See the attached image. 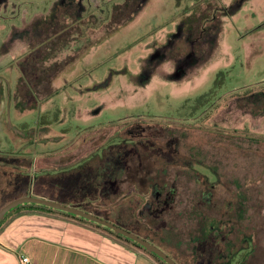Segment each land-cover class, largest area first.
<instances>
[{
    "label": "rangeland",
    "instance_id": "rangeland-1",
    "mask_svg": "<svg viewBox=\"0 0 264 264\" xmlns=\"http://www.w3.org/2000/svg\"><path fill=\"white\" fill-rule=\"evenodd\" d=\"M56 13L61 20L54 25ZM46 24L49 31L56 29L70 41L64 48L46 51L42 63L52 93L49 85L42 84L39 98L51 94L43 100L30 99L28 108L29 102L20 92V86L26 85L20 67L30 70L26 59L31 57L38 63L42 52L33 51L41 38L40 27ZM220 72L226 74L222 87L188 117L194 100L212 89ZM45 114L50 120L56 115L58 119L39 130L37 123ZM138 117L171 123L186 120L198 126L190 128L179 144L172 145L171 137L166 136L162 144L140 139L134 148L146 155L160 154L168 165L191 168L204 176L216 193V202L226 203V223L242 218L240 230L255 235V251L247 264H264V0H0V153L41 158L31 172L32 192L39 194L29 196L70 206L56 196L55 185L51 186L58 182L54 175L41 171L66 164L68 153L84 152L91 135L118 129L124 123L132 125ZM25 123L28 128L21 132L20 125ZM145 127L150 130L153 126H138ZM29 128L32 139L25 132ZM145 135L153 136L150 132ZM113 142L118 145L120 140ZM192 149L198 154L202 151L203 166L190 161ZM72 182L86 186L76 177ZM162 193V188L154 187L153 199L135 208L132 214L136 213L137 224L162 220L164 216L153 213ZM22 197L25 194L15 198ZM125 203L98 194L81 205L111 213L120 206L133 208L129 200ZM121 215L123 222L134 217L125 211ZM210 215L220 218L214 211ZM56 221L24 217L19 222L27 231L53 224L58 229L48 230L60 231L58 226L63 225ZM75 222L68 223L78 226ZM39 223L45 224L39 227ZM85 226L75 227L68 235L87 249H95L98 256L65 246L55 260L160 264L143 252L132 253L112 244L108 232ZM0 241L12 246L9 238L8 243ZM29 245L26 240L13 253L23 256ZM171 250L183 264H203L184 258L190 257L185 247ZM30 263L36 264L35 259L30 258Z\"/></svg>",
    "mask_w": 264,
    "mask_h": 264
},
{
    "label": "trees",
    "instance_id": "trees-1",
    "mask_svg": "<svg viewBox=\"0 0 264 264\" xmlns=\"http://www.w3.org/2000/svg\"><path fill=\"white\" fill-rule=\"evenodd\" d=\"M55 15L56 17L53 19L54 25L58 23V20H61L59 14L56 13ZM48 24L40 27L41 38L33 51V53L42 52L41 57L37 58L38 63L35 64L34 58L31 57L30 60L26 59L30 65V70L26 72L20 67L23 78L26 80V85L20 86V92L24 101L29 102L26 104L28 108L31 107L30 99L43 100L52 93L50 76L45 75L47 70L42 63L44 58H46L45 54H48L46 51L64 48L65 44L70 41L68 37L58 34L60 31L56 29L49 31L50 27ZM33 77H35V80H33ZM225 77L226 74L224 72H220L217 75L212 89L194 100L188 117H192L200 108L210 102V99L222 87ZM42 84L49 85L51 93L46 97L39 98L38 89ZM23 88L25 89L22 93ZM185 104H190V102L187 101ZM185 104L181 107L182 109L185 108ZM57 119L58 115L54 116L52 120L49 119L48 114L43 115L37 123L39 130H44ZM185 121L171 123L162 119L135 118L132 121V125H124V123L120 127L118 125V129L114 128L105 130L100 134L91 135L84 143L87 147L89 146V148L86 147L87 149L84 152L78 151L77 155L73 154L72 156L68 153L65 156V158L69 156L66 159V164L54 166L41 172L54 175L53 178L58 182L53 181L51 186L55 185L56 196L63 200L62 202H66L72 207L81 208L84 212L91 213L137 234L160 248L177 264L183 263L178 261L170 251H172L171 249L176 250L182 247H185L186 251L189 252L190 257H184L190 259L189 261L203 264H226L236 259L235 264H247L249 256L255 251V235L240 230L239 224L244 220L242 218L238 221L233 220L226 223V203L223 201V205H220L216 202V193H214L212 185L207 182V179L204 176L202 178L201 174L191 168H188L190 170H184L168 165L166 158L164 159L160 154L146 155L142 154L137 147L134 148V145L140 139L147 140L151 138L156 143L162 144L166 136L171 137L168 141L172 145L181 143V140L188 136L186 132L190 128L198 127ZM139 125L153 127L150 130L148 127L140 129L138 128ZM27 128V123L20 125L21 132L27 130ZM155 131L161 133V136L154 137L156 133L153 132ZM25 132L29 133L28 137L32 139L30 128L29 132ZM147 132L152 133L153 136L147 137L145 135ZM109 136L110 139H108ZM116 138L120 140L118 145L113 142ZM148 142L152 141L149 140ZM127 146L130 148L128 149ZM192 150L193 154L190 161H195L196 165L203 166V161L201 160L202 151H199L198 154L194 149ZM38 159L41 160V158L28 156L20 159L10 154L0 153V209L15 200L16 195L25 194V196H29V194H39L32 192L31 180L33 177L31 172ZM75 177L81 182H86V186H74L72 181ZM17 180H20L19 183H17ZM64 181L67 182L64 183ZM183 182L187 185L185 184L186 186H184ZM61 183L63 185H60ZM67 183L68 188H66ZM154 187L162 188L163 193L156 201L155 199L153 200L159 205L153 213L157 212L158 215L161 214L164 217L159 222V219L149 220L145 226L140 222L137 224L135 222L137 220L136 213L134 215L132 213L135 212V208L141 203L146 204L153 199L150 193H153ZM13 193L15 194L12 199H15H8ZM98 194L101 198L116 199L118 204L129 200L134 204L130 205L133 208L123 209V206H120L113 209L114 211L111 213L106 209L98 212V210L86 209L81 205L83 200L94 199ZM124 211L127 212V216L134 217L123 222L125 218H122L121 214ZM213 211L218 213L220 218L212 217L210 214ZM28 216L62 217L67 222L76 221L78 222L77 224L84 228H86V224L97 227L108 232L111 235L109 240L124 250L126 249L136 254L143 252L160 264H166L137 243L104 226L41 205L25 204L14 208L0 221V232L1 228H5L16 219ZM110 216L116 217L112 219ZM78 226L76 225L75 227L78 228ZM231 234L233 236L232 240L230 239ZM234 237L237 238L234 239ZM243 243L246 246L240 247Z\"/></svg>",
    "mask_w": 264,
    "mask_h": 264
},
{
    "label": "crops",
    "instance_id": "crops-1",
    "mask_svg": "<svg viewBox=\"0 0 264 264\" xmlns=\"http://www.w3.org/2000/svg\"><path fill=\"white\" fill-rule=\"evenodd\" d=\"M28 217H33V218L44 217L47 219L58 220L56 222H58L59 224H62L63 226H58V227H62L60 231L59 230L58 231L57 230H54V231L48 230L49 227H51L49 225H48L49 226L48 229L35 228V229H30V231H27L28 228L26 230L24 229L25 225L24 226L20 225L19 221L22 218H24V217H20V218L16 219L15 221L11 222L5 228H1L0 239L3 240L4 242H7V239L9 238V240H10L9 242L12 246H10V245L4 246L0 241V246L6 247L7 249H9V251H7V249H5V251H4V249L0 248L1 249L0 250V264H20V259H21L22 255H20V254L18 255V253L14 254L13 249L18 248V245H20V244L22 245L26 240H27L28 244H30L29 247H31V248L28 251H26L23 256L24 257L30 256V258L32 260L35 259L36 264H86V262H83V261L80 262L78 260H71L69 257L66 260H61V261L55 260V258H54L55 254L59 253V252H63L64 249L62 247L65 248V246L69 247V248L72 247V248L77 249V250H82V252L88 251V252L98 256L97 255L98 253L95 249H89V248L87 249V246H84L83 243L78 242V240H76V239L70 238L68 233L70 234V232L72 230L74 231L76 229H75V227H73L74 225L73 226L70 225L64 219H56V218H50V217H45V216H28ZM44 224L45 223H39L36 225H39V227H42V225H44ZM47 224H49V223H47ZM55 225H57V224H53L52 226L54 228L53 227H51V228L58 229L57 226H55ZM70 226L73 227L74 229H69ZM70 241H74V243H72ZM44 242H47V243L43 244ZM114 245H116V244H114ZM39 247H42L43 250L41 251L40 250L41 248H39ZM46 248L49 249V251H51L49 254V255H51L50 259H48V257H47V253L49 251ZM6 252H8V253H6ZM16 257H17V259H16ZM99 264H102V263H99Z\"/></svg>",
    "mask_w": 264,
    "mask_h": 264
},
{
    "label": "water",
    "instance_id": "water-1",
    "mask_svg": "<svg viewBox=\"0 0 264 264\" xmlns=\"http://www.w3.org/2000/svg\"><path fill=\"white\" fill-rule=\"evenodd\" d=\"M25 204H35V205L45 206V207H48V208H51L54 210H59V211L65 212V213L73 215V216L81 217V218L86 219L90 222L99 224V225L104 226V227L118 233L119 235L137 243L139 246L143 247L144 249L151 252L152 254H154L159 259H161L164 263H166V264H177L171 257H169L160 248L151 244L149 241L138 236L137 234L122 228L121 226H119L117 224H114L110 221L102 219V218L95 216L91 213L84 212L80 209H77V208H74L71 206L62 205L60 203H56V202L46 200V199H42V198H38V197L25 196V197L18 198V199H15V200L9 202L8 204H6L4 207H2L0 209V221H2L4 219V217L6 216V214L8 212H10L11 210H13L14 208H16L20 205H25Z\"/></svg>",
    "mask_w": 264,
    "mask_h": 264
},
{
    "label": "built area",
    "instance_id": "built-area-1",
    "mask_svg": "<svg viewBox=\"0 0 264 264\" xmlns=\"http://www.w3.org/2000/svg\"><path fill=\"white\" fill-rule=\"evenodd\" d=\"M20 264H31L30 259L28 257L22 256L20 259Z\"/></svg>",
    "mask_w": 264,
    "mask_h": 264
}]
</instances>
